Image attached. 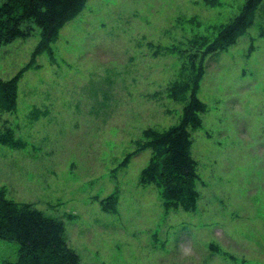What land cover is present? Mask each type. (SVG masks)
I'll return each mask as SVG.
<instances>
[{
	"label": "rangeland",
	"instance_id": "obj_1",
	"mask_svg": "<svg viewBox=\"0 0 264 264\" xmlns=\"http://www.w3.org/2000/svg\"><path fill=\"white\" fill-rule=\"evenodd\" d=\"M244 3L88 0L53 55L22 74L17 108L0 120L26 144H0V188L62 218L81 264H264V0L234 44L205 53ZM39 39L1 46L0 78L27 65ZM195 82L207 104L192 129L200 196L195 210H166L161 189L140 181L145 131L178 124ZM18 248L0 238V264Z\"/></svg>",
	"mask_w": 264,
	"mask_h": 264
},
{
	"label": "trees",
	"instance_id": "obj_2",
	"mask_svg": "<svg viewBox=\"0 0 264 264\" xmlns=\"http://www.w3.org/2000/svg\"><path fill=\"white\" fill-rule=\"evenodd\" d=\"M263 0H245L241 12L206 48V54L226 49L254 23L255 12ZM87 0H0V47L16 38H28L39 31L40 39L30 62L8 79L0 78V113L17 108L19 81L26 70L44 51L53 55V42L61 28L86 5ZM207 104L197 94V84L183 109L181 121L164 131L147 129L143 147L152 155L141 171V183H155L161 189L166 210L191 211L197 208L198 162L191 152L192 129L202 125L201 114ZM42 111L36 109L33 113ZM0 144L23 147L26 142L16 136L8 122L0 120ZM131 154L121 162L127 164ZM104 210H115L118 194L103 199ZM0 238L19 244L18 259L13 264H81L80 254L66 237L64 220L49 216L30 202H16L0 188Z\"/></svg>",
	"mask_w": 264,
	"mask_h": 264
}]
</instances>
